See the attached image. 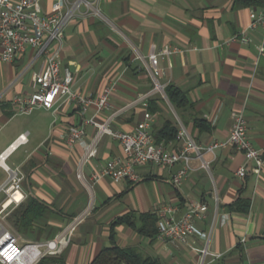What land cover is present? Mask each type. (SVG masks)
<instances>
[{
	"label": "crops",
	"instance_id": "crops-1",
	"mask_svg": "<svg viewBox=\"0 0 264 264\" xmlns=\"http://www.w3.org/2000/svg\"><path fill=\"white\" fill-rule=\"evenodd\" d=\"M248 1L88 0L94 7L82 2L66 26L63 70L74 77L73 89L85 94L97 95L104 85L112 84L111 107L101 116L129 105L112 126L132 131L145 119L148 100L157 93L146 63L137 55L147 59L153 46L157 50L180 48L183 52L160 59L161 82L181 87L190 100L183 116L174 110L178 124L182 122L198 142L209 144L228 139L233 112L243 110L250 137L264 158V52L259 51V46H264V29H248L252 12L259 13L264 6L259 5L260 0ZM58 2L40 0L39 10L52 14ZM241 31L247 32L251 42L232 39ZM44 63V56L33 47L12 62L0 59V156L21 134H27L26 142L0 158V234L9 224L16 226L14 213L32 195L76 217L93 205V214L78 225L62 253L68 264H88L104 246L111 245L110 225L118 216L158 212L165 204H174L180 217L189 202L201 201L208 205V211L196 224L206 237L191 235L188 243L163 242L123 225L118 228L117 241L157 256L166 264H200L202 254L192 246H208L205 264H264V166L259 174L254 173V163L244 152L227 146L215 155H204L210 162L209 170L200 167L196 159L195 169L179 187L172 182L179 166L169 169L150 164L137 168L141 175L138 182H114L104 177L89 187L77 177L82 149L66 142L69 127L82 123L79 109L61 100L52 109L38 107L22 113L14 102L16 95L35 91L33 77ZM167 105L174 109L168 100L161 104L163 111L152 114L151 129L170 117ZM197 118L205 119L209 128H197ZM87 133L90 141L96 128L89 126ZM179 145L174 143L170 148ZM120 155L123 149L119 142L106 135L86 171L101 168ZM243 165L248 174L241 177L237 170ZM14 173L24 176L20 203L10 200V176ZM240 195L251 200L248 213L229 207ZM120 203L126 206L123 213L108 217L111 208ZM70 221L56 223L64 230ZM87 223L91 224L89 237L85 234ZM19 236L25 242L48 240Z\"/></svg>",
	"mask_w": 264,
	"mask_h": 264
},
{
	"label": "built area",
	"instance_id": "built-area-1",
	"mask_svg": "<svg viewBox=\"0 0 264 264\" xmlns=\"http://www.w3.org/2000/svg\"><path fill=\"white\" fill-rule=\"evenodd\" d=\"M82 2L93 6V3H89L88 0H77L73 3L70 0H60L54 6V13L43 14L39 10L40 0H0V59L12 62L28 47L36 48L38 55L44 56L45 63L42 69L33 77L35 91L25 96L16 95L14 102L20 106L22 113H30L38 107L52 109L58 103L60 104L61 100L73 103L79 109L82 123L79 126L69 127L66 142L71 147L78 146L82 149L77 163V177L85 185L91 187L104 177L111 178L114 182L123 180L138 182L141 175L137 168L150 164L169 169L179 166L172 174L173 184L179 187L189 172L195 169L196 159L200 160V167L209 170L210 162L204 158V155L206 153L215 155L217 150L227 146H233L244 152L246 159L254 163L252 171L256 174L261 172L264 166L262 150L254 145L250 137L249 124L243 110L233 112L232 130L228 139L215 140L209 144L198 142L189 134L182 122H179L180 130L177 139L181 145L176 149L155 143L151 129L153 116L149 112L145 114V119L140 125L132 131H123L112 126L113 121L129 109V105L116 109L109 116L102 117L101 114L111 107L113 85L110 83L104 85L97 95L85 94L73 89L74 77L69 71L63 70L62 51L66 26ZM95 10L99 14V10L97 8ZM251 16L252 20L248 29L258 26L264 29V8L259 13L252 12ZM232 39L244 43L251 42L246 31L236 33ZM259 51L260 54L264 52L263 44L259 46ZM178 52L183 50L177 47L157 50L153 46L147 59L141 54L137 55V59L144 61L150 71L154 91L160 92L165 98H167L165 85L160 80L162 73L160 59ZM89 126L96 128V133L90 141L87 140ZM106 135L119 142L123 155L113 157L101 168L88 173L86 168L98 155L101 140ZM26 141L27 134H21L4 153ZM4 153L0 158H3ZM247 174L248 167L245 165L237 170L238 176L244 177ZM23 179L24 176L17 173L10 176L11 201L20 203L24 198ZM18 193L22 195L19 200L16 198ZM90 207L94 208L93 205ZM87 210L69 223L55 238L49 240L26 241L22 244L18 233L4 229V232L0 234V264H38L45 256L61 255L70 244L78 225L86 218ZM178 210L179 207L174 204H165L158 210L157 238L159 240L188 243L191 235L207 236L196 224V221L204 218L208 211L206 203L189 202L188 210L180 217L176 216ZM192 248L202 254L200 264H205L209 253L208 246L204 248L192 246Z\"/></svg>",
	"mask_w": 264,
	"mask_h": 264
},
{
	"label": "trees",
	"instance_id": "trees-1",
	"mask_svg": "<svg viewBox=\"0 0 264 264\" xmlns=\"http://www.w3.org/2000/svg\"><path fill=\"white\" fill-rule=\"evenodd\" d=\"M251 2L252 0H249L247 4H253ZM258 3L264 6V0H260ZM165 92L167 98L160 92H157L148 100L147 111L151 114L162 112L161 104H166L168 100L174 110L183 116V111H188V107L190 106L188 93L173 83L165 86ZM170 113V117H164L161 124L153 125L152 128L155 143L164 144L168 147L171 144L179 142L177 136L180 130V126L174 118L173 112ZM195 126L201 129L209 125L205 119L197 118L195 120ZM229 207L241 213H248L251 208V200L240 195ZM14 217L19 233L33 240H42L53 239L63 230V226L54 223L53 220H73L76 214H66L55 205L49 204L39 197L32 195L27 198L25 203L17 208ZM158 220V212L154 211L140 213L129 212L118 216L110 225L109 239L111 245L104 246L88 264H166L157 256L145 254L137 247L121 246L117 241L118 228L123 225L132 227L145 237L156 239L159 231ZM38 264L68 263L64 255L61 254L59 256H45Z\"/></svg>",
	"mask_w": 264,
	"mask_h": 264
},
{
	"label": "rangeland",
	"instance_id": "rangeland-1",
	"mask_svg": "<svg viewBox=\"0 0 264 264\" xmlns=\"http://www.w3.org/2000/svg\"><path fill=\"white\" fill-rule=\"evenodd\" d=\"M152 86L154 87V83H153ZM167 106H168L170 112H174V109H171V106H170V105H167ZM172 108H173V107H172ZM133 196H134V195H133ZM94 208H95V207H94ZM125 208H126V206H125L123 203H120L118 206L111 208V210H110L109 213H108V217L110 216V217H113V218H114V217H116L117 215H120L121 213H123L122 211H124ZM83 213H84V212H83ZM86 213H87V215H86V218H84V220H88V219L91 217V215L93 214V209H92L91 207L88 208V210H87ZM53 222L56 223V222H58V221H57V220H53ZM71 222H73V220L70 221L69 223H71ZM2 230H3V228H2ZM7 230L12 231V232H14V233H18V230H17L16 226L11 225V224H9ZM90 230H91V224H90V223H87V225L85 226V234H86L87 237H89V235H90ZM3 231H4V230H3ZM62 231H63V230H62ZM60 232H61V231H60ZM60 232H59V233H60ZM18 234H19V233H18ZM22 235H23V234H22ZM48 240H49V239H48ZM19 241H20V243L25 244V240H24L23 238L20 237ZM122 243L125 244V242L121 241V244H122ZM48 256H58V255H48Z\"/></svg>",
	"mask_w": 264,
	"mask_h": 264
},
{
	"label": "bare ground",
	"instance_id": "bare-ground-1",
	"mask_svg": "<svg viewBox=\"0 0 264 264\" xmlns=\"http://www.w3.org/2000/svg\"><path fill=\"white\" fill-rule=\"evenodd\" d=\"M16 198L19 200V199H21L22 198V195H21V193H18L17 195H16ZM2 230V229H1ZM3 231V230H2ZM4 232V231H3ZM4 234V233H3Z\"/></svg>",
	"mask_w": 264,
	"mask_h": 264
}]
</instances>
